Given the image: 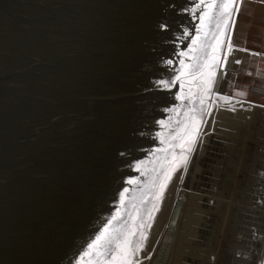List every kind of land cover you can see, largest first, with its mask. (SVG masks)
<instances>
[{
	"label": "water",
	"instance_id": "obj_1",
	"mask_svg": "<svg viewBox=\"0 0 264 264\" xmlns=\"http://www.w3.org/2000/svg\"><path fill=\"white\" fill-rule=\"evenodd\" d=\"M198 3L0 0V264H90L89 244L117 212L136 215L133 205L137 223L147 225L134 264L159 260L160 231L169 233L181 215L209 123L226 104L263 108L223 92L236 54L225 60L221 50L209 114L192 111L200 107L195 81L176 77L194 63L206 11ZM193 116L201 121L194 151L149 221L153 184Z\"/></svg>",
	"mask_w": 264,
	"mask_h": 264
},
{
	"label": "rangeland",
	"instance_id": "obj_2",
	"mask_svg": "<svg viewBox=\"0 0 264 264\" xmlns=\"http://www.w3.org/2000/svg\"><path fill=\"white\" fill-rule=\"evenodd\" d=\"M240 3L242 4V8L240 7L242 10L239 17L238 10L232 34V43L235 47L231 49L232 51L235 50L236 54L233 62L236 71H228L223 83V92L259 103L263 108L258 106L251 111L245 108H231L226 104L223 106L225 107L223 108L224 110L221 109V112L218 110L219 112L214 122L209 123L208 129L203 135V141L199 146V151L191 159L192 166L188 174L191 177L189 179L191 188L188 190L189 193L186 191L183 196L197 199L202 206L197 208L196 211L192 210L191 214L188 215V210L192 208V202L189 204L190 207L187 203L186 210H183L185 217L182 216L181 218L180 228L178 219L176 224L169 227V233L168 231L164 232V242L166 244H170L176 234V244L173 248L171 264H201L200 256L201 258L210 259L211 263L208 264H213L215 256L211 255V258L209 256L210 253H214L209 250L204 253L202 249L204 250L205 244L206 247H209L208 244L212 240L213 244L211 245L214 247L215 236L218 245H220L222 240L221 233L224 235L226 233L227 240L230 237L231 227L236 223V219L243 223L242 226H245L240 227L243 230L242 240H245L246 247L248 248L249 244L254 247L255 252L251 255L253 264L264 262L261 258V256L264 257L262 246L264 243V193H258V196H254L255 198H253L252 202L248 200L244 192L240 194L241 190L248 189L245 188L248 187L246 183L247 178H249L246 167L249 165L247 164L248 160H251L253 155H256L253 159L258 158L257 154L258 156L261 155V160L258 158L259 161L255 163L258 168L256 170V167H254V170L257 181H264L263 173L258 170L259 167L264 169V150H262L264 148V140L261 141V138V146L258 144L253 149L254 151H249V147L254 142L253 139L257 138L254 135L255 132H252L250 128L253 129L259 125L257 122L260 120H257V118H260L261 115V118H264V54L256 56L249 51V49H255L264 53V0H241ZM236 61L239 62L237 63ZM257 88L262 90L257 92L259 95H254ZM239 93H244V95H239ZM242 104L245 105V103ZM249 112H253V114L248 115V121L245 122L247 125H245L240 121L244 119L241 116L242 113L247 116ZM249 116H253L254 119ZM236 125H239L238 129H241V132H238L237 137H234L236 136V134H233L237 130ZM261 126L259 125L260 128ZM250 132L253 134L251 135ZM243 140H245L246 147L241 144ZM260 147L261 149L259 150ZM232 186H236L235 191L231 188ZM175 194L176 191L174 196ZM241 196L244 199H240ZM218 209L224 210L221 216H219ZM224 215L226 217V226H223L222 230V227L219 226H221L222 222L220 219L223 220ZM186 218H189L188 227L185 225ZM163 230L164 228L161 229V232ZM250 230L254 231L252 238H249ZM212 235H214L213 238H211ZM224 235L223 238H225ZM161 252L165 253V250L162 248ZM248 252L249 250L247 249L244 251L246 256L239 258L241 260L240 264H251L252 261L249 254L247 255ZM220 254L223 255L222 252ZM161 262L162 258L151 264H163ZM214 264L217 263L215 262Z\"/></svg>",
	"mask_w": 264,
	"mask_h": 264
},
{
	"label": "snow or ice",
	"instance_id": "obj_3",
	"mask_svg": "<svg viewBox=\"0 0 264 264\" xmlns=\"http://www.w3.org/2000/svg\"><path fill=\"white\" fill-rule=\"evenodd\" d=\"M237 5L238 0H209L207 3H205V0H200V3L196 6L197 9L204 7L206 11L201 17V36L193 41L195 47L190 50L196 54L193 56L194 63L185 65L187 71L182 70L181 76L176 77V79L192 77V80L195 81L197 89L195 96L200 107L198 109L194 108L192 111L196 112L201 118L209 114V98L216 82V68L223 62L220 56L221 50H224V59L226 60L227 54L232 49L230 36L227 33L230 32L233 26L231 21L235 12L238 11ZM181 55L187 56L188 53H182ZM168 63L171 64V61H168ZM160 83L169 86L166 81ZM239 95H244V93H239ZM192 96V90L189 89L187 98L191 100ZM180 99H185V96L182 95ZM216 99L223 100L225 103L231 102L230 98L226 96H217ZM192 120L194 123L191 126V131L174 137L180 143L174 146L170 145L173 150L171 159L168 160V166L159 174V183L154 182L153 184L156 188L155 202L152 204V208L146 212L149 221L152 219L151 213L158 210L156 204L162 199L163 192L172 179L173 173L177 169L187 166L194 151L196 141L200 135L201 121L196 120L195 116L192 117ZM176 148H179V155L175 151ZM164 151L167 153L168 149H164ZM130 183H137V181H130ZM133 208L136 215H129L128 219H124L123 214L117 212L108 221L103 231L89 244V251L85 253V256L96 257L95 261L90 262V264H134L137 254L143 248L146 240L144 229L147 225L142 220L137 223L140 216L139 208L136 205H133ZM137 237L139 239H136Z\"/></svg>",
	"mask_w": 264,
	"mask_h": 264
},
{
	"label": "crops",
	"instance_id": "obj_4",
	"mask_svg": "<svg viewBox=\"0 0 264 264\" xmlns=\"http://www.w3.org/2000/svg\"><path fill=\"white\" fill-rule=\"evenodd\" d=\"M242 6V4L240 3V5H239V8H238V10H239V13H238V17H239V15H240V12H241V7ZM241 7V8H240ZM249 51L250 52H252V53H254L256 56H261V55H263L264 53H261V52H259V51H257V50H255V49H249ZM256 90V92H254V95H259V93H257V92H260V90H262L261 88H257V89H255ZM254 109V107H252V109H250L251 111ZM261 112V111H260ZM253 114V112H249V114H247V116H246V114H243L242 113V116H241V118H244V119H241L240 121H242V123L243 124H245V125H247V123H245L246 121H248V115H252ZM259 116H260V114H259ZM247 117V118H246ZM250 118L252 117V119H254L253 118V116H249ZM262 117V115L260 116V118H257V120H260L259 122H257V120H256V122L259 124V125H262L261 126V128L259 127V125H257V126H255L253 129L252 128H250V130L252 131V132H255L254 133V135H255V137H257L256 139H253V143L251 144V146L249 147V151H254L253 149H255L256 148V145H260L261 146V141H263L264 140V118H261ZM237 126V125H236ZM239 126V125H238ZM238 126L236 127L237 128V130L236 131H234V133L233 134H236V136H234V137H237V135H238V132H241V129H238ZM262 129V130H260V129ZM252 132H250L251 133V135L253 134ZM232 134V135H233ZM261 138H262V140H261ZM261 140V141H260ZM245 140L243 141V147H246L245 146ZM254 145H255V147H254ZM237 146V145H236ZM249 146V145H248ZM261 149V147L259 148V150ZM262 150H264V148H262ZM245 152V151H244ZM243 152V154H245ZM261 152V151H260ZM254 154V153H253ZM248 156V155H247ZM254 157H256V155H253V158ZM257 157L258 158H260V160H261V155H259L258 156V154H257ZM251 159V160H248L249 162L247 163V164H249V165H247V170H246V172H247V174L249 175L248 177L249 178H247V186L248 187H245V188H248V189H244L243 191L241 190L240 191V194L242 193V192H244V194L248 197V200L249 201H253V198H255L254 196H258V193L259 194H261V193H264V181H260V182H258L257 181V178L255 177L256 176V174H255V170H254V167H256V170H257V168H258V165L256 166L255 165V163L256 162H258L259 161V159L258 158H255V159ZM247 160V159H246ZM260 172H262L263 173V175H264V169H261L260 167H259V169H258ZM246 178V177H245ZM260 183V185H258ZM244 185H245V183H244ZM241 198H243V196H241L240 197V199ZM244 199V198H243ZM243 225V223H240V221L238 220V219H236V223L234 224V226H232L231 227V233H230V237H228V239L226 240V233H225V238H223L222 240H221V243H220V245H218V242H217V240H216V242L214 241V243H215V246L213 247V245H211V244H213V240L208 244L209 245V247L207 246L206 247V244H205V247H204V250L202 249V251L204 252V253H207V251L209 250V251H212L214 254H212V253H210V256H209V258H211V255H214L215 256V262L217 263V264H240L241 263V260L239 259L241 256L243 257V256H246L245 255V253H244V251H246L247 249L249 250V252L247 253V255L249 254V257H250V259H251V261H252V258H251V255L255 252L254 251V247L252 246V245H248V248L246 247V245H245V240H242V233H243V230H242V228L240 227V226H242ZM242 227H245V226H242ZM245 231L246 232H248L246 229H245ZM251 232V233H250ZM249 233H250V235H249V238H252V236H253V234H254V231H252V230H250L249 231ZM213 236L214 235H212L211 236V238H213ZM250 241H251V239H250ZM251 243V242H250ZM263 249H264V243H263ZM212 247H213V249H212ZM247 248V249H246ZM216 251H218L217 253H216ZM220 252H222L223 253V255L222 254H220ZM252 252V253H251ZM216 254V255H215ZM261 258L264 260V257H262L261 256ZM260 258V259H261ZM200 260H201V264H203V263H211V260L209 259H207V258H205V257H202L201 258V256H200ZM244 261V260H243ZM214 262V263H215ZM213 263V264H214ZM258 263V262H257ZM256 263V264H257ZM251 264H253V261L251 262ZM260 264H264V262H261Z\"/></svg>",
	"mask_w": 264,
	"mask_h": 264
},
{
	"label": "bare ground",
	"instance_id": "obj_5",
	"mask_svg": "<svg viewBox=\"0 0 264 264\" xmlns=\"http://www.w3.org/2000/svg\"><path fill=\"white\" fill-rule=\"evenodd\" d=\"M237 64V63H236ZM236 68V67H235ZM254 108H255V106L254 105H252ZM230 107V106H229ZM234 107H236V108H245V109H249V108H247L246 107V105H243L242 103H239L238 101L237 102H234V105L231 107V108H234ZM257 109V108H256ZM248 133V132H247ZM240 140V139H239ZM244 141V140H243ZM245 143V142H244ZM249 143V142H248ZM241 144H243V143H241ZM223 161V160H222ZM231 188H233L234 189V191L236 190V186H232ZM183 195H185V193L183 194ZM190 202H192V208L190 209V210H188V215H190L191 214V211L192 210H195L196 211V209L197 208H200L201 206H202V204H200L201 202H199V201H197V199H193L192 197H186L185 199H184V204H183V206H182V208H183V210L185 209L186 210V205H187V203H188V206H189V204H190ZM190 207V206H189ZM173 208V207H172ZM183 210L181 211V215L179 216V222H180V224H179V228H180V225H181V218H182V216L183 217H185V215H184V213H183ZM223 209H218V212H219V216H221V214L223 213ZM229 213V212H228ZM231 216H233L232 214H230ZM219 216H218V218H219ZM225 215H224V217H223V220L222 219H220L222 222H221V226H219V227H222V230H223V226H226L225 225ZM230 219V218H229ZM227 220V219H226ZM231 222V221H230ZM189 218H186V220H185V225L188 227L189 226ZM228 227V226H227ZM177 230V229H176ZM165 232V230H163L162 232L160 231V234H161V238H160V243H159V247H160V250H162V248L163 249H165V248H167V249H169L167 252H161V254H160V256H159V260L162 258V262L161 263H163V264H171V262H172V258H173V248H174V246H175V244H176V234L174 235V237H173V239H172V241H170V244H166V242H164V233ZM215 238V242H216V240H217V238H216V236L214 237ZM221 238L223 239V233H221ZM162 244L164 245L163 247H162ZM161 245V246H160Z\"/></svg>",
	"mask_w": 264,
	"mask_h": 264
},
{
	"label": "flooded vegetation",
	"instance_id": "obj_6",
	"mask_svg": "<svg viewBox=\"0 0 264 264\" xmlns=\"http://www.w3.org/2000/svg\"><path fill=\"white\" fill-rule=\"evenodd\" d=\"M229 95V94H228ZM230 96H233V97H238V96H235V95H230Z\"/></svg>",
	"mask_w": 264,
	"mask_h": 264
}]
</instances>
